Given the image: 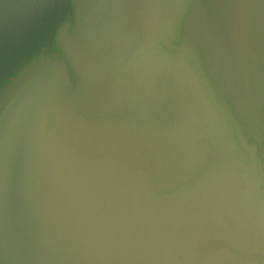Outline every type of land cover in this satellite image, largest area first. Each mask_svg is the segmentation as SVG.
<instances>
[{"label": "water", "instance_id": "95a60500", "mask_svg": "<svg viewBox=\"0 0 264 264\" xmlns=\"http://www.w3.org/2000/svg\"><path fill=\"white\" fill-rule=\"evenodd\" d=\"M0 264H264V0H0Z\"/></svg>", "mask_w": 264, "mask_h": 264}]
</instances>
